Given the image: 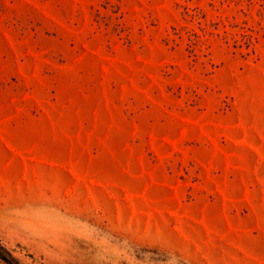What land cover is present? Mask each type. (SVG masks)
<instances>
[{"label":"rangeland","instance_id":"obj_1","mask_svg":"<svg viewBox=\"0 0 264 264\" xmlns=\"http://www.w3.org/2000/svg\"><path fill=\"white\" fill-rule=\"evenodd\" d=\"M0 240L264 264V0H0Z\"/></svg>","mask_w":264,"mask_h":264},{"label":"trees","instance_id":"obj_2","mask_svg":"<svg viewBox=\"0 0 264 264\" xmlns=\"http://www.w3.org/2000/svg\"><path fill=\"white\" fill-rule=\"evenodd\" d=\"M0 261L3 264H25L0 240Z\"/></svg>","mask_w":264,"mask_h":264}]
</instances>
